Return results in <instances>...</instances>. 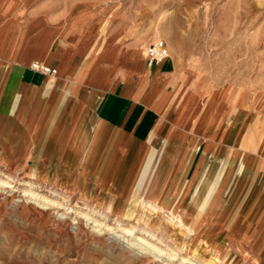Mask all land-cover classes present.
<instances>
[{"label":"rangeland","instance_id":"rangeland-1","mask_svg":"<svg viewBox=\"0 0 264 264\" xmlns=\"http://www.w3.org/2000/svg\"><path fill=\"white\" fill-rule=\"evenodd\" d=\"M18 1L24 9L33 2ZM44 2L51 3L53 13L59 14L66 4L93 3L89 12L98 14L103 24L99 39L104 42L97 51L101 57L106 55L111 68L115 58L109 60L110 55L117 51L121 50L120 65H124L135 47L147 53L149 39H163L174 63L176 85L190 99L196 100L201 93L218 107L264 113V0H36L32 8ZM83 10L79 7L75 13ZM28 20L60 29L46 15ZM119 27L125 32L115 44L129 42L130 29L132 42L111 49L107 39ZM93 31L94 27L84 38L86 48L92 44ZM51 39L42 37L44 49ZM94 53L90 52V58ZM94 65L91 80L100 63ZM61 96L52 102L59 105V114L82 105L66 93ZM53 109L48 112L52 114ZM69 121L71 138V118ZM40 128L26 131L15 122L0 130V264L264 263L255 258L248 228L234 239L224 230L227 219L217 225L206 221L204 228L197 229L189 212L193 196L183 208H177L184 184L165 209L157 210L126 187L133 160L122 182L115 179L122 158H116L119 149L107 173L102 174L104 178L96 179L99 158L90 162L94 149L87 147L82 157L83 166L90 165V172H83L80 165L68 164L80 158V141L70 142L67 151ZM175 208L181 224L169 212ZM138 237L156 249L138 252V247L127 245Z\"/></svg>","mask_w":264,"mask_h":264},{"label":"crops","instance_id":"crops-1","mask_svg":"<svg viewBox=\"0 0 264 264\" xmlns=\"http://www.w3.org/2000/svg\"><path fill=\"white\" fill-rule=\"evenodd\" d=\"M35 1L24 9L18 0H0V130L15 122L26 131L40 125L41 131L47 130L59 140V148L69 151L70 129L63 119L69 114H59V105L53 109L52 102L65 93L71 101L81 100L78 109L75 105L70 109L73 114L69 117L72 127L83 118L86 135L80 139L86 142L77 146L82 147L80 158L66 163L90 172L82 157L87 147L95 148L97 139L102 154L107 148L115 154L119 149L116 158H122L116 180L122 182L135 157L136 175L144 166L141 196L172 202L184 184L177 208H183L193 196L189 212L197 229L204 228L206 221L217 225L227 219L224 230L234 239L241 229L248 228L255 258L264 261V113L218 107L201 93L196 100L190 99L176 85L170 57L147 67L148 55L143 48L129 52L124 65H120L121 50L110 55L109 60L115 58L111 68L106 55L101 57L97 51L104 42L99 39L103 24L98 14L89 12L93 3L66 4L59 14L53 13L52 4L47 2L32 8ZM79 7L84 10L75 13ZM40 15H46L60 29L28 20ZM92 27V44L86 48L84 38ZM123 32L119 27L107 39L111 49L132 42L130 29L131 40L115 44ZM45 35L52 36L46 49L42 43ZM154 41L149 39L147 49ZM33 61L54 69V75L32 71L29 66ZM94 63L100 65L91 80ZM52 109L51 114L48 110ZM64 134L65 142L61 143ZM95 176L104 178L102 174Z\"/></svg>","mask_w":264,"mask_h":264},{"label":"bare ground","instance_id":"bare-ground-1","mask_svg":"<svg viewBox=\"0 0 264 264\" xmlns=\"http://www.w3.org/2000/svg\"><path fill=\"white\" fill-rule=\"evenodd\" d=\"M141 45V44H140ZM135 46V45H134ZM139 49V48H138ZM132 59V58H131ZM32 63H36L38 65H44L43 63L39 62V61H33ZM31 63V64H32ZM30 64V65H31ZM134 65V64H133ZM132 66V64H131ZM135 66V65H134ZM139 66V65H138ZM146 66L149 67V58L146 62ZM130 69V68H129ZM135 69V68H134ZM134 71V70H133ZM147 74V72L145 71V75ZM127 75V74H126ZM135 78V77H134ZM186 100V98H185ZM183 104V103H182ZM221 111V110H220ZM66 113V112H65ZM67 113L69 114L70 116V111L68 110ZM260 115V113H259ZM67 116L64 118V121L66 123V125L68 124V121L70 119V117ZM82 123H83V118L81 119V117H79L72 129V137H71V142H76V143H79V145L81 144V139H80V135L83 134L84 138H85V128H83L82 126ZM202 125V124H201ZM79 134V135H78ZM263 135V134H262ZM99 141L98 139L96 140V143H95V148H94V151H93V154H94V158L90 160V162H92L96 157H101V159H98L99 162H98V168L96 170V173L97 174H105L107 173V171L109 170V167L111 165V163L114 161V156H115V152H110L109 151V148L106 149V151L102 154L101 153V150L99 148ZM97 145V146H96ZM116 151V150H115ZM122 152V151H121ZM134 161H135V157L133 158V163H132V168L130 170V174H129V180L127 181V184H126V187L127 189H129V191L131 193H133V196H140V199L141 200H147L145 197L141 196V193H139V189H140V185H141V182H142V174H143V171H144V166L142 164V167L141 169L139 170L138 172V175H136V169L138 168V165L136 166V164H134ZM127 173V172H126ZM136 176V177H135ZM135 178V179H134ZM125 179V178H124ZM134 179V181H133ZM133 181V182H132ZM231 186V185H230ZM230 193V192H229ZM185 197V196H184ZM189 197V196H188ZM221 197V196H220ZM148 202L153 205V207L155 209H160V210H163L165 209V206L166 205H169V203H171V201L167 198H162L160 200H156V201H150L148 200ZM168 203V204H167ZM169 210V209H168ZM176 210L177 208H175L173 211H171V209L169 210V212H171V215L175 218H177L178 222L181 224V221L180 219L178 218V215L176 214ZM180 213V212H179ZM218 215V214H217ZM225 215V214H224ZM226 217V216H225ZM226 219V218H225ZM223 221V220H222ZM222 224V223H221ZM127 231V230H126ZM218 238V237H217ZM138 240H128L127 241V245H130V246H133V247H138V252H142L143 250H146V251H150L151 249H154L155 247L150 245L149 243H147L144 239L138 237L137 238ZM238 242V241H237ZM144 244H147L149 245L150 247H147L145 246ZM228 245V244H227ZM226 246V245H225ZM156 249V248H155ZM264 264V263H263Z\"/></svg>","mask_w":264,"mask_h":264},{"label":"built area","instance_id":"built-area-1","mask_svg":"<svg viewBox=\"0 0 264 264\" xmlns=\"http://www.w3.org/2000/svg\"><path fill=\"white\" fill-rule=\"evenodd\" d=\"M147 55L149 58V66L157 65L166 58H168L167 44L163 39L154 41L147 49ZM29 68L37 73L43 75H54L55 70L50 69L44 65H38L32 63Z\"/></svg>","mask_w":264,"mask_h":264}]
</instances>
